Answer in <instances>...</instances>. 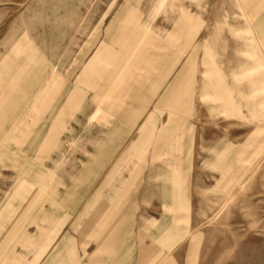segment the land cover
<instances>
[{
    "label": "rangeland",
    "instance_id": "obj_1",
    "mask_svg": "<svg viewBox=\"0 0 264 264\" xmlns=\"http://www.w3.org/2000/svg\"><path fill=\"white\" fill-rule=\"evenodd\" d=\"M115 26L126 27L118 44L105 40ZM140 30L133 53L153 54L165 75L180 56L169 81L189 59L185 105L171 113L181 122L159 155L162 105L144 155L130 146L165 77L158 90L146 83L132 122L87 120L93 86L105 85ZM98 49V73L85 76L93 82H77ZM0 72V112L14 118L0 122L9 132L0 144V264H264V0H0ZM113 127L125 137L91 173ZM36 173L46 192L24 218Z\"/></svg>",
    "mask_w": 264,
    "mask_h": 264
},
{
    "label": "crops",
    "instance_id": "obj_2",
    "mask_svg": "<svg viewBox=\"0 0 264 264\" xmlns=\"http://www.w3.org/2000/svg\"><path fill=\"white\" fill-rule=\"evenodd\" d=\"M126 27H111L107 30L105 34V40H107L110 43H117L118 37L121 36L122 31H124ZM123 35V34H122ZM144 37V32L140 30V34H134L133 37L129 40V43H126L122 46V52L114 56V69L112 71L104 72L105 74V85L99 87V86H93V95L92 99L95 102L94 110L91 111L88 116L87 120L89 122L96 121V120H105L106 118L110 116H117L122 117L127 122H132L136 118H138L141 114L142 109L138 110L134 104L143 103L146 100L145 93L147 88L151 90H158L160 85L163 84L162 78L165 77L168 79L165 93L161 96V98L158 100L157 104L155 105L154 111H152L148 118L143 123L141 129L139 138L131 143L130 148H134L136 146H139L138 149L142 151V155H144V150L147 146L148 141L153 137L152 132L155 125H156V117L154 116L155 110L158 108L159 105H162L168 109L167 111V117L166 120L161 123V132L162 134L157 137L156 144L153 146L154 154L159 155V148H164L165 141L171 136L172 131L180 124L181 120L180 118L175 119V117L171 116L172 111L180 110L184 107L185 102L183 101V98H185L186 94L189 90V59L182 64L181 68L179 69V73H176L172 79L169 81V74L170 72H173L174 66L176 61H180V56H177L175 64L172 65L169 72L165 73L157 66L156 59L154 58L153 54H148L146 52H141L140 54H134L133 52L137 48V46L142 42ZM120 38V37H119ZM121 40V39H120ZM119 40V41H120ZM17 50H14L13 53L15 56H17ZM100 49H98L91 58L87 61V63L82 67V70L80 74L77 75L76 81L80 82L83 80L84 83H91L93 82L89 76L85 77L87 73L90 72L91 75L98 73L95 70V64L98 63V59H100ZM173 55V54H172ZM96 62V63H95ZM24 71H30L33 68H30V63L23 65ZM75 66H77V60L75 62ZM1 73V72H0ZM20 75V74H18ZM168 76V78H167ZM187 79L188 81L184 82L183 79ZM27 81H30V78L27 79ZM18 82V78H13L12 83L10 85V91L14 92V95L12 98H16V93L20 90V86H16V83ZM146 83L149 84V86H146ZM91 86V85H90ZM92 87V86H91ZM147 87V88H146ZM47 90L46 87H43L40 90V94H46ZM61 93V92H60ZM81 97V94L77 90H72L70 94V98H73L74 100ZM69 99V98H68ZM64 100L65 104L68 103L70 100ZM3 96L0 97V105L2 103ZM18 105H14L13 108H11V114L16 113ZM135 107V108H134ZM5 111V110H4ZM3 111L0 112V122L4 121V123H7L11 120V122L14 121V118H3ZM176 120V121H175ZM1 132V139L0 144L3 143L8 138V131H4V128L0 127ZM150 134V135H149ZM125 137L124 130H121V128L113 127L105 132V148L101 150L103 143H99L97 145V151L93 156L98 157V153L100 152L103 154L105 159L101 157V162L98 163L100 166H94L91 165L90 172L96 173L98 171H103V169L107 166V163L105 160L112 157L120 146V143L122 139ZM140 143V144H139ZM139 144V145H138ZM100 148V150H99ZM101 154L99 156H101ZM99 158V157H98ZM121 159H124V155H121ZM96 160V159H95ZM118 163V162H117ZM39 173H36L34 178L33 184L36 185V190L34 191L33 196L29 199L28 205L22 212L24 215V218L29 217L36 206L40 204L41 201H43V196L46 192V188L44 187V182L42 181V176H39ZM104 205L101 204L99 207V210H104ZM39 213L45 215V210H38ZM94 219V216L89 218L88 225L91 223ZM11 231V230H10ZM8 233H6L7 235ZM36 233L35 235H37ZM114 234H110L106 237H104V242H111L113 239ZM6 237L2 239L0 242V257L4 255V245L6 242ZM30 238V236H28ZM85 243V242H84ZM103 244V243H102ZM102 247V246H101ZM60 255V254H59Z\"/></svg>",
    "mask_w": 264,
    "mask_h": 264
}]
</instances>
